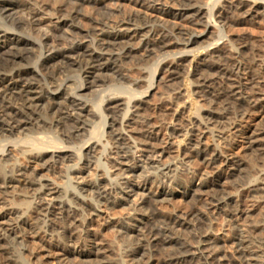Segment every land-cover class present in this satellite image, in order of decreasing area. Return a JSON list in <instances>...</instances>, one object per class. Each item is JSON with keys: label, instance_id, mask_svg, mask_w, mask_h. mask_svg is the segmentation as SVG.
I'll return each instance as SVG.
<instances>
[{"label": "rangeland", "instance_id": "1", "mask_svg": "<svg viewBox=\"0 0 264 264\" xmlns=\"http://www.w3.org/2000/svg\"><path fill=\"white\" fill-rule=\"evenodd\" d=\"M31 1L40 10L38 21L41 24L38 26L39 29L33 30L31 34L34 38L32 39L36 40L38 45H41L37 38L39 34H44L42 39H48L50 46L55 44L57 39L53 37L51 32L48 33L49 30H61V33L71 37L69 29L63 27V22L67 18L66 13L72 9L76 0ZM148 1L151 0H146V2ZM198 1L203 8L200 25L177 16L180 8H183L181 5L186 0H161L160 5H157V7L164 8L172 14L150 9L132 0L77 1L80 15L76 23L84 30L90 28L91 19L94 18L111 23L123 20L130 15H138L145 17L153 24L166 26L168 30L180 29L188 32L198 37V43L190 47L187 52L181 50L183 47L179 45L163 51L153 46L148 51L146 50L148 48L144 47L139 50L138 54L126 58L120 64L121 74L123 75L119 77L120 79L107 73V76L98 80L90 88L86 78L84 80L87 83H83L77 68L59 74L58 68L52 67L46 71V78L57 75L61 82L66 78L71 80L66 82V86H70L72 90L70 88V90L64 91L65 96L62 95V100L57 102L65 101L69 103V108L73 109L74 113H81L80 115H83L82 117L89 124L87 131H83L78 138L71 139L67 136L72 134V125L64 124L58 127L55 126L48 131L44 128H37L40 134H34L35 136L27 135L29 131H25L21 134L15 133L7 138L0 137V154L7 149L13 152L12 156L8 157V161L6 160L7 162L3 161L1 163L7 174L20 171L21 173L30 174L36 182L50 181L56 185L66 187L67 178L70 176L82 177L83 179H76L80 183L82 180L88 182L95 179L102 173L99 170V168H102L98 165L99 160L105 164L103 167L105 166L112 173H116L114 168L112 169L113 164L111 162L112 157L116 156L115 152L118 151V148H116L117 145L113 141L109 140L110 143L105 150L96 147V154L98 153V155L96 156L94 153V156H90L91 164L88 168L83 160H79L88 147L93 145V142L107 141L109 139V136L106 135L108 132L127 127V129H134L135 131L153 130L158 133L153 141L156 142L157 147L166 151L160 158L161 165L171 164L173 167L172 170L165 173L161 170V166L151 168L148 166L147 171L155 176V178L149 179L150 184L153 183V191L155 192H168L169 188H174L177 194L172 199L168 196L158 197L155 194H147L149 195L147 197L149 204H141L139 196L134 195L131 197L132 202H121L112 205L105 199H100L96 193H85L92 202L106 208V216L96 217L93 224L91 222L92 226L90 225L91 228L93 227V232H95L96 242L100 247L106 248V259L99 255V261H107L109 264H166L164 260H167L166 257L169 258V253L174 252V245L156 250L148 247L150 249L146 248V251L143 250L134 255V249L142 240L146 239L147 233L144 232H148L152 227L173 226L172 230L177 231H173L175 237L177 236L181 243L189 242L190 245H194L193 247L197 246V242L202 235L205 233L211 234L215 242L213 241L212 244L210 243L207 246L209 247L207 248L208 253L218 255L224 260H222L224 264H243L238 260L237 250L239 245L237 242L241 239L239 240V237L237 239L236 225L244 222L249 224L248 232L253 238L252 244L249 245L252 250H259V241L264 240V205L261 203L260 198L257 199V195L251 193L248 188L249 183L258 177V170L263 167L264 159L255 157V155L246 156L247 164L243 167L242 177L237 179L230 177L225 180L223 178L222 185L217 186L215 189L219 192L218 196L212 197L210 188H204L202 192L195 191L200 184L198 176L201 174L211 176L215 171L216 165L209 163L208 160L212 151L208 155L183 154L181 149L175 145L172 146L174 148L169 147L170 144L181 140V136H179L181 132L176 134L174 128L177 126L186 128L189 124L188 115L191 117L190 121L195 122L198 126L206 118L211 119L209 121L211 124L209 126L210 131L202 125L200 126L207 131L203 140L204 143L206 142L208 149H219L223 157L236 155L240 150V147L233 144L235 138L233 130H231L233 123L238 122L244 127L246 125L264 127V100L261 103L262 108H248L243 103L233 101L231 103L222 92L223 89H229V86L232 87L230 83L236 81L237 85L235 82L234 84L236 86L240 85L245 95H247L248 92L251 93L252 84L255 83L256 85H253L255 86L254 91L260 93V96H263L264 99V14L254 18L247 16L246 8L238 9L236 7L238 0ZM248 1L261 3L260 6L264 3V0ZM57 10L62 12L56 15ZM19 17H21V14H15L12 18ZM71 41L72 39L64 45H72ZM138 42L139 39L135 40V43ZM218 50L219 52H230L231 54L230 57L225 55L218 60V63L220 61L219 65H222L221 68L225 67V64L228 65L225 68L230 73L227 74V70L223 68V71H225L224 76L218 74L220 72L217 69L206 68V65L213 61V58L211 59L212 54L218 52ZM38 54L37 52L36 55L38 56ZM182 56L185 57L184 66H176L178 74L171 75L169 69L171 62L168 61ZM193 57L199 64V75H195L194 68L190 69L189 67V62ZM31 59V66L41 62V56L32 57ZM231 68L234 70H230ZM201 73L212 79L214 89L204 88L200 92L196 85ZM227 76L234 81H229ZM237 79L240 81L238 82ZM116 97H123V99L112 102ZM142 101H145L146 104L138 113L139 115L134 118L131 116L130 111L133 110L134 105ZM191 104L197 106L198 110L191 113ZM211 111L215 112L212 116L210 115ZM220 113H223L224 117ZM43 117L47 118L46 114ZM84 118L83 120H85ZM47 121H50V119L47 118ZM222 130L229 135L227 138H218L217 133ZM42 137L45 141L41 140ZM133 137L138 138L137 135H133ZM45 142H48V144L49 142H55L58 145L48 147L50 144L47 146ZM120 146L122 147L120 148ZM122 148L123 145H119V149L122 150ZM38 153L42 157L41 160L31 159V154ZM135 155L140 158L137 153ZM64 156H70V161L59 160V162H56ZM75 165H78L81 169L79 174L72 173L71 169L68 168V166L73 167ZM25 188L20 183L18 187L4 191L5 195L3 193L0 195V207L3 208L9 203L18 204L21 206V213L23 212L22 222L17 223L11 229L13 230L12 233H16L20 238L15 240L9 237L10 241L7 239L0 242V264H57V260L53 256L47 257L46 254L49 249L55 250V245H60L66 249L71 246L78 248L76 252L73 250L66 254L64 264H95L96 259H94V256L83 257L80 255V250L89 247L90 236L88 230L81 224L82 217L88 215L87 213L90 211L89 206L71 201V205L75 210H68L60 214L58 211L46 214V211L38 208L36 204L35 193L31 191L35 187L26 188L27 190ZM12 190L14 191L12 192ZM221 194H232L235 199L216 207V200ZM153 199H157V201L154 203ZM178 213H182V217L188 218V225L179 227L171 224L173 223L172 218H175L174 215H179ZM131 218L142 219L146 224L141 227L143 232H132L131 239H126L121 229V223L124 220H131ZM169 219L172 222H169ZM185 259L184 261H175L173 264L202 263L197 259V261L191 258Z\"/></svg>", "mask_w": 264, "mask_h": 264}, {"label": "bare ground", "instance_id": "2", "mask_svg": "<svg viewBox=\"0 0 264 264\" xmlns=\"http://www.w3.org/2000/svg\"><path fill=\"white\" fill-rule=\"evenodd\" d=\"M77 1L81 0L75 1L72 9L66 13L67 18L63 22V27L69 29L68 31L71 37L61 33V30H49L48 33L51 32L53 37L57 39L55 44L53 46L51 45V47L48 39H42L44 34H37V38L39 39V42H41V45H38L36 40H33L34 38L31 36L33 30L37 29L41 24L38 21L40 18V10L36 4L32 3L31 0H0V137L7 138L15 133L21 134L25 131H29V134L27 135H37L40 134L38 133L37 128H44L48 131L52 130L55 126L58 127L64 124L72 125L73 130L71 136L65 135L71 139L78 138L83 131H87L89 124L86 119L82 117L83 115H80L81 113H74L72 111L73 109L71 110L69 108V103L64 100V102H57L62 100V97L65 96L64 93L67 90H70L71 87L66 86V82H70L71 80L66 78L61 82L57 75L46 78V71L52 67L58 68L59 74H62L66 70L77 68L83 83L86 84L88 82V87L90 88L98 80L107 76V73L120 79L119 77L123 76L121 74L122 68L120 64L123 63L126 58L138 54L139 50L144 47L148 48L146 49L148 51L152 46L160 48L163 51L179 45L183 47L181 50L187 52L190 47L198 43V37H195L188 32L180 29L168 30L166 26L164 27L163 25L153 24L145 17L138 15H130L123 20L111 23L94 18L91 19L90 28L84 30L76 23L79 18L78 16L80 15V11L77 8ZM132 1L139 5H145L150 9L172 14L164 8L157 7V5H160L161 0H151L148 2H146V0ZM260 4L248 0H238L236 7L238 9L246 8L245 12L247 16L254 18L255 16L257 17L264 14V3L262 6H260ZM181 7L183 8H180L177 16L188 19L191 23L200 25V19H202L200 17L203 16V8L199 5L198 0H186ZM60 12L62 11L57 10L56 15ZM15 14H21V17L12 18ZM70 39H72V45H64L67 41H70ZM137 39H139L140 43H135V40ZM61 44L63 45L60 46ZM36 51L39 53L38 56H41V62L31 66V58L38 57ZM212 55L211 59L213 58V61L210 64L207 63L208 65H206V68L212 70L217 69V71L219 70L220 72L218 74L224 76L225 71H223V68L228 67V65L225 64V67L221 68L222 65H219L220 61L218 63V60L225 55L230 57V52H219L218 50V52L216 51ZM184 59L185 57L182 56L180 58H174L172 61H168L171 62L169 65L171 75L178 74V68H176V66H184ZM27 60L29 61L27 62ZM198 65L199 64L195 61L194 57L189 62V67L190 69L194 68L195 75L200 74ZM232 69L233 68L230 70ZM227 72V74L230 73L228 70ZM85 78L87 79V82L84 80ZM229 81L234 80L229 79ZM239 81L240 80H238V82ZM234 82L235 84L237 83L236 81ZM234 82L230 83L232 87L229 86V89H223L222 91L223 95L226 96L231 103L232 101L243 103L248 108L261 107V103L264 99L263 96H260V93L254 91L255 86L253 85H256L255 83L252 84L253 88L251 89V93L247 91L248 94L246 93L247 95H245L242 87H240V85L236 86L237 84L235 85ZM227 84L229 85V83ZM196 87L200 92L203 91L204 88L214 89L212 79L208 76L202 75V73ZM122 99L123 97H116L112 102H118ZM145 104L146 102L142 101L134 105L132 107L133 110L130 111L131 116L134 118L138 116V113L143 109ZM197 110L198 107L191 104V113H193L192 111L195 112ZM45 114L50 121H47V118L43 117ZM213 114H215V112L211 111L210 115L212 116ZM220 114L224 117L223 113ZM106 117L108 118L109 116ZM218 117L220 116L218 115ZM83 118L85 120H83ZM190 118V115H188L189 124L186 128L178 126L174 128L176 134L181 132L179 134L181 140L170 144L169 147L171 148L175 145L177 148L181 149L183 154L193 153L195 155H208V153L212 151V154L209 153L210 157L208 160L209 163L216 165L215 171L211 176L205 174L198 176L200 184L195 191L202 192L204 188H210L212 197H216L219 192L215 189L217 186L220 187L222 185L223 178L225 180L230 177L235 179L242 177L243 167L247 164L246 156L255 155V157L264 159V127L261 128L254 125H246V127H244L238 122L233 123L231 130H233L232 132L235 135V138L234 143L232 142L233 138L231 142L235 146L240 147V150L236 155H224L225 157H223L219 149H208L205 144L206 142L204 143L203 140L207 132L205 129L208 131L211 130L209 127L211 125L209 123L211 119L206 118V120L200 122V126L202 125L205 128L202 129L200 126L196 125L195 122L190 121ZM157 134L158 133H155L153 130L143 132L140 130L135 131L134 129H127V127L108 132L106 134L109 136L107 141L102 142L100 140L99 142H93V145L88 147L85 154H83V157L79 158V160H83V163H85L88 168L91 164L90 156H94V153L96 156L98 155V153L96 154V147H101L105 150L110 141H113V143L117 145L116 148H118V151L115 152L116 156L112 157L111 162V164H113L112 169L114 168L116 173H112V171L105 166L103 167L105 164L101 163L99 160L98 165L99 167H102L99 168V170H101L102 173L95 179L88 182L82 180L84 184L81 181V185L76 179H83L82 177L70 176L67 178L68 183L66 187L56 185L50 181L42 183L36 182L32 179L30 174L21 173L20 171L7 174L6 171L3 170V164H1L3 161L7 162L8 157L12 156V150L7 149L0 154V195L2 193L5 195L4 191L6 192L8 189H14L21 183L28 189L35 187L34 189L32 188L31 191L35 193L34 199L37 201L36 204L38 208L45 210L46 214H52L56 211L60 214L68 210H75L71 205V201L89 206L90 211L87 213L88 215L82 217L81 221L82 226L87 228L88 235L90 236L88 243L89 247L80 250V255L83 257L90 255L94 256V259H96L95 264H109L107 261L98 260L99 255L103 256V258L107 256L106 248L104 249L100 247L96 242L94 236L95 232H93V227H90L91 222L93 224L96 217L100 215L106 216V208H103L100 205L98 206L96 203L92 202L85 193H96L100 199H105L112 205L120 204L121 202H132L131 197L134 195L139 196L141 204L148 203L147 197H149V195L147 194H155L158 197L168 196L171 199L175 197L177 193L174 188H169L168 192H155L153 191V183L150 184L149 179L153 177L155 178V176L153 173L151 174L147 171L148 166L149 168L161 166V170L165 171V173L172 170L173 167L171 164L161 165L160 158L166 151L157 147L156 142L153 141ZM133 135H137L138 138L133 137ZM217 135L218 138L220 137L222 139L229 136L224 130L218 131ZM41 140H43V137ZM229 140L227 139L228 142ZM45 143L47 146L50 144L48 147L58 145V143L56 144L55 142H49V144L48 142ZM119 145H123L124 149H119ZM121 147L122 146H120V148ZM136 153L140 158H137L135 155ZM187 156L189 155L187 154ZM30 157L31 159L36 160L42 159L40 153L34 155L31 154ZM59 160L70 161V156L60 157L56 162H59ZM68 168L71 169L72 173L76 172L77 174H79L81 170L78 165L73 167L68 166ZM248 188L251 190V193L257 195V199L258 197L260 198L261 203L264 205V165L258 170V177L249 183ZM21 189L23 188L21 187ZM13 191L14 190H12V192ZM233 199L235 198L232 194H221L216 200L215 206L219 207ZM156 201L157 199H153L154 203ZM20 208V205L13 203H9L3 208L0 207V242L6 241L9 237L15 240L20 238L19 235L14 232L12 233L13 230H11L17 223L22 222L23 220V212L21 213ZM181 215L183 214L180 213L179 215H174L175 218H172L173 223L171 224L179 227L188 225V218L186 219V217H182ZM161 221L163 220L161 219ZM166 222H164V224ZM169 222L172 221L170 220ZM145 224L146 223L143 222L142 219L131 218V220H124L121 223V229L123 230L126 239H131L133 236L131 233L142 231L141 227ZM165 225L167 226V224ZM248 225L247 222H244L235 226L237 230L236 232H238L237 239L238 237L239 240L241 239L237 242L239 245V249L237 250L239 259H237L243 264H264V240L259 241V250H252L249 244H252L253 238L249 235ZM172 227L169 225L161 228L152 227L148 232H144L147 233L146 239L142 240V242L137 245L136 249H134V255L148 247L156 250L158 248H164L165 246L170 247L174 245V252H172V254L169 253V258L166 257L167 260H164L166 264H173L175 261L180 260L184 261L185 258H191L192 260L197 259L202 262H199L201 264H224L222 262L223 259L218 255L210 254L211 252L208 253L207 248L209 247L207 246L214 241L211 234L205 233L202 235L197 242V246L193 247L194 245H190L189 242L187 243L185 240V242L182 241L183 243H181V240L179 241V238L177 236L175 237V233L173 234V231L176 230H172ZM8 240L10 241V239ZM77 249L76 246H71L69 249H66L60 245H55V250L49 249L46 254L47 257L53 256L57 260V264H64L66 254H69L73 250L76 252Z\"/></svg>", "mask_w": 264, "mask_h": 264}]
</instances>
